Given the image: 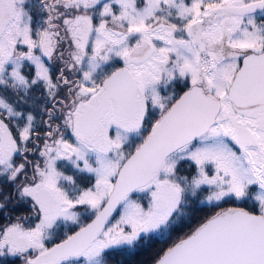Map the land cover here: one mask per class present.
<instances>
[{"label":"snow or ice","instance_id":"1","mask_svg":"<svg viewBox=\"0 0 264 264\" xmlns=\"http://www.w3.org/2000/svg\"><path fill=\"white\" fill-rule=\"evenodd\" d=\"M0 264H264V0H0Z\"/></svg>","mask_w":264,"mask_h":264},{"label":"trees","instance_id":"2","mask_svg":"<svg viewBox=\"0 0 264 264\" xmlns=\"http://www.w3.org/2000/svg\"><path fill=\"white\" fill-rule=\"evenodd\" d=\"M149 254H151V253H150V252H144V253H142L141 258H142V259H147V256H148ZM148 257H149V256H148Z\"/></svg>","mask_w":264,"mask_h":264},{"label":"rangeland","instance_id":"3","mask_svg":"<svg viewBox=\"0 0 264 264\" xmlns=\"http://www.w3.org/2000/svg\"><path fill=\"white\" fill-rule=\"evenodd\" d=\"M155 247H159V245L157 244V245H155ZM153 250H155L154 248H153ZM151 254H149L148 256H150ZM148 256H147V258H148Z\"/></svg>","mask_w":264,"mask_h":264}]
</instances>
